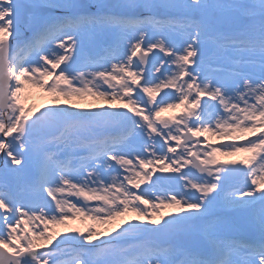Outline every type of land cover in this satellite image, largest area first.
<instances>
[{"label": "snow or ice", "instance_id": "obj_1", "mask_svg": "<svg viewBox=\"0 0 264 264\" xmlns=\"http://www.w3.org/2000/svg\"><path fill=\"white\" fill-rule=\"evenodd\" d=\"M0 264H264V0H0Z\"/></svg>", "mask_w": 264, "mask_h": 264}, {"label": "rangeland", "instance_id": "obj_2", "mask_svg": "<svg viewBox=\"0 0 264 264\" xmlns=\"http://www.w3.org/2000/svg\"><path fill=\"white\" fill-rule=\"evenodd\" d=\"M51 97L38 89H34L31 90L30 94H29V98L26 101L27 105H35L37 108L43 106L44 104H48L51 103ZM80 103L82 104H91L94 103V101H92L91 99L88 100H84V101H80ZM175 113H173L171 110L166 111L165 113H162V116H171L174 115ZM232 159H240L241 157L237 156V157H231ZM128 217H125V219H127ZM123 222V220H117L115 222L112 223V225H100V230L104 231V230H110L111 227H115L118 224H121ZM92 222L91 221H84V220H76L72 222V227H79L81 229L88 227ZM64 229L62 227L57 228L56 231H63Z\"/></svg>", "mask_w": 264, "mask_h": 264}]
</instances>
